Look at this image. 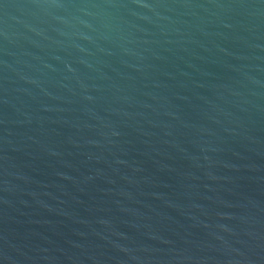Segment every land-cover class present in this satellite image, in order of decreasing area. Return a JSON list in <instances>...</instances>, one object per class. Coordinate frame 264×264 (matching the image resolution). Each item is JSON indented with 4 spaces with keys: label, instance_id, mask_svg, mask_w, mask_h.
<instances>
[{
    "label": "water",
    "instance_id": "obj_1",
    "mask_svg": "<svg viewBox=\"0 0 264 264\" xmlns=\"http://www.w3.org/2000/svg\"><path fill=\"white\" fill-rule=\"evenodd\" d=\"M0 264H264V0H0Z\"/></svg>",
    "mask_w": 264,
    "mask_h": 264
}]
</instances>
